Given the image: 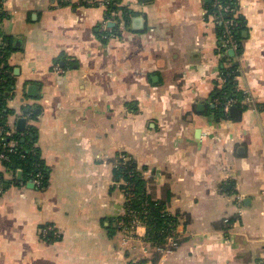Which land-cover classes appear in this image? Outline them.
Listing matches in <instances>:
<instances>
[{
	"label": "crops",
	"instance_id": "crops-1",
	"mask_svg": "<svg viewBox=\"0 0 264 264\" xmlns=\"http://www.w3.org/2000/svg\"><path fill=\"white\" fill-rule=\"evenodd\" d=\"M209 1L116 0L113 13L106 0H2L6 122L33 126L47 181L16 183L0 159V264H264V0H237L229 56ZM234 63L248 99L216 119V74ZM120 153L177 215L174 246L118 224Z\"/></svg>",
	"mask_w": 264,
	"mask_h": 264
},
{
	"label": "trees",
	"instance_id": "trees-1",
	"mask_svg": "<svg viewBox=\"0 0 264 264\" xmlns=\"http://www.w3.org/2000/svg\"><path fill=\"white\" fill-rule=\"evenodd\" d=\"M213 1L210 0L206 8L208 11L218 12L216 7L212 6ZM229 1L235 10L237 0ZM112 8L115 7H109V9ZM3 15V12L0 10V20ZM238 20L240 21V26L236 29L235 34L241 40V32L245 26L241 17H238ZM217 27L220 36L222 26L217 24ZM10 41L9 36L0 30V155L3 156L0 159L8 170L13 171L14 174L21 173L20 178H14L16 183H26L39 175L40 184L35 187L41 188L45 186L47 181V166L40 158L39 149L34 144L33 126H26L23 130L15 131L11 135L4 133L5 128H7V115L11 112V109L7 107L6 103L14 86L12 68L7 63V57L12 51ZM239 51L240 46L236 52L239 53ZM227 53L228 50L226 51V55H228ZM235 68H237L236 63L230 65L228 68L221 67L224 72L234 71ZM234 85L235 81H233L232 75L228 76L221 89L215 88L211 99L224 92L226 95L225 98H235L237 100L235 105L241 106L240 101L243 98V93L235 89ZM222 109V104L213 103V106L208 107L209 112L216 119L225 117ZM10 141H13L11 150L9 148L10 145H7ZM113 176L115 180H122L121 188L125 192L126 197L125 207L135 209L139 214L141 223L146 225L147 240L155 247H164L166 245V236L169 234L174 236L176 232L178 223L177 215H173L166 210L165 201L155 199L146 191V181L140 170H138L134 160L130 159L121 164L117 162L113 169ZM1 181H3V177L0 174ZM127 217L124 216L123 218Z\"/></svg>",
	"mask_w": 264,
	"mask_h": 264
},
{
	"label": "built area",
	"instance_id": "built-area-1",
	"mask_svg": "<svg viewBox=\"0 0 264 264\" xmlns=\"http://www.w3.org/2000/svg\"><path fill=\"white\" fill-rule=\"evenodd\" d=\"M105 1V0H102ZM2 2V0H0V3ZM106 6L108 7H115L112 8L111 11L114 13L116 12V7H117V2L116 0H106L105 2ZM212 6L216 7V10L218 12H211V11H206L209 16H211V19L214 21L215 24H220L222 26V30H221V34L219 36V43H218V50H219V55L223 56L226 54V51L228 50H232V51H237V48L240 46V41L235 34L236 29L240 26V21L238 20V17L236 15V12L234 10V8L232 7L231 3L229 0H214L212 3ZM230 67V65H224L223 68H228ZM54 70H61L59 65H54L53 67ZM239 69L238 67L234 69V71H226L224 72L221 68L218 70L216 76H217V83L215 85V88L217 89H221L224 82L226 81V78L228 76L232 75V79L233 81H235V89H238L237 87V75H238ZM239 90V89H238ZM243 93V98L241 100H246L248 99V94L246 91H242ZM226 95L224 92H222L221 95L218 96H214L211 100V102H213L214 104H222V110L223 113L225 115V117L229 116V110L230 107L232 105H234L236 103V99L235 98H225ZM224 99V100H223ZM4 133L6 135H11L13 133V131H11L8 128H5ZM23 134V133H22ZM21 134V135H22ZM13 143V141H10L7 145H10V150L12 149L11 144ZM0 157H3L2 155H0ZM28 182H32L34 184V186H37L40 184V176H36L33 179L29 180ZM124 216H128L127 220L126 218H121L118 222L119 225H122V223L124 224V229H127L128 232H132L133 228L140 223V218L139 215L137 213V211L132 210L130 208H126L125 207V213ZM227 221V220H225ZM53 230L52 227H48L43 229L42 233L44 234V236L46 235L48 230ZM57 234V232H54ZM173 235L169 234L166 236V242H168L169 244L173 245L174 243V239H173Z\"/></svg>",
	"mask_w": 264,
	"mask_h": 264
},
{
	"label": "water",
	"instance_id": "water-1",
	"mask_svg": "<svg viewBox=\"0 0 264 264\" xmlns=\"http://www.w3.org/2000/svg\"><path fill=\"white\" fill-rule=\"evenodd\" d=\"M140 20V18H133V21H139ZM230 52L232 53L233 51L232 50H230ZM200 106H202V104H198V107H200ZM229 112H230V114L232 115V116H235V114H237V107H236V105H232L231 107H230V110H229ZM25 122H26V119L25 118H23V117H20L19 119H18V129H20V130H22V129H24V124H25ZM21 177V173L20 172H18L17 173V178H20ZM28 186H30V187H33L34 186V184L32 183V182H28V184H27Z\"/></svg>",
	"mask_w": 264,
	"mask_h": 264
},
{
	"label": "rangeland",
	"instance_id": "rangeland-1",
	"mask_svg": "<svg viewBox=\"0 0 264 264\" xmlns=\"http://www.w3.org/2000/svg\"><path fill=\"white\" fill-rule=\"evenodd\" d=\"M131 158H130V156H128V155H126V154H124V153H120V154H118V156H117V162L118 163H122V162H127V161H129ZM133 160V159H132ZM139 169V168H138ZM140 170V169H139ZM141 174H142V172H141ZM143 176V175H142ZM125 193V192H124ZM132 210H134L135 211V209H133L132 208ZM139 215V214H138ZM123 219V218H122ZM126 220H127V218H126ZM121 221V220H120ZM120 227H124V224L122 223V225H120ZM175 242V241H174ZM175 245V243H173V246Z\"/></svg>",
	"mask_w": 264,
	"mask_h": 264
}]
</instances>
